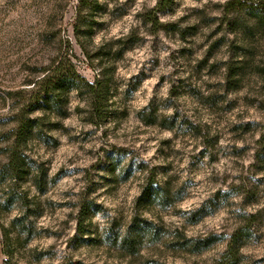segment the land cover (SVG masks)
Instances as JSON below:
<instances>
[{"label": "clouds", "instance_id": "1", "mask_svg": "<svg viewBox=\"0 0 264 264\" xmlns=\"http://www.w3.org/2000/svg\"><path fill=\"white\" fill-rule=\"evenodd\" d=\"M161 2L0 0V264H264V0Z\"/></svg>", "mask_w": 264, "mask_h": 264}, {"label": "rangeland", "instance_id": "2", "mask_svg": "<svg viewBox=\"0 0 264 264\" xmlns=\"http://www.w3.org/2000/svg\"><path fill=\"white\" fill-rule=\"evenodd\" d=\"M173 6H174V0H169L166 7L162 10H172L173 9ZM184 19V18H182ZM215 20L214 17H209L208 18V23H212L213 21ZM166 27H169V28H172L174 27V25H167ZM220 27L221 26H217V28L213 29V31L209 34V39H211L213 36H216L219 31H220ZM222 42V38L218 39V40H214L213 43L210 45L207 53H206V57H205V60L201 62V64H207V61L209 59H211V57L216 53V51L218 50V47L220 46ZM215 65H212V68L215 69ZM261 139H264V137H261Z\"/></svg>", "mask_w": 264, "mask_h": 264}, {"label": "trees", "instance_id": "3", "mask_svg": "<svg viewBox=\"0 0 264 264\" xmlns=\"http://www.w3.org/2000/svg\"><path fill=\"white\" fill-rule=\"evenodd\" d=\"M168 1H169V0H162V2H161V10L164 9V8L166 7Z\"/></svg>", "mask_w": 264, "mask_h": 264}]
</instances>
